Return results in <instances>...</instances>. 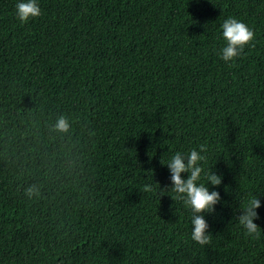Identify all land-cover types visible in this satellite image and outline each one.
Wrapping results in <instances>:
<instances>
[{
  "label": "trees",
  "instance_id": "16d2710c",
  "mask_svg": "<svg viewBox=\"0 0 264 264\" xmlns=\"http://www.w3.org/2000/svg\"><path fill=\"white\" fill-rule=\"evenodd\" d=\"M19 2L0 0V264H264V0H37L27 23ZM229 17L255 32L231 66ZM201 145L200 182L223 177L205 246L161 163Z\"/></svg>",
  "mask_w": 264,
  "mask_h": 264
},
{
  "label": "clouds",
  "instance_id": "9594fccd",
  "mask_svg": "<svg viewBox=\"0 0 264 264\" xmlns=\"http://www.w3.org/2000/svg\"><path fill=\"white\" fill-rule=\"evenodd\" d=\"M41 8L37 0H21L16 4V16L22 23H27L34 18L40 17ZM222 35L226 41V45L221 49V59L229 66L241 56L245 48L253 46L255 40V32L249 28L244 22L229 17L222 24ZM70 127L66 117L61 116L54 130L67 132ZM207 148L201 145L199 151L191 150L187 155L176 152L174 156L167 162L161 163L168 167L171 173V191L176 194L174 200L183 201L184 205L191 211L192 232L191 239L201 246L211 243V234L209 233V223L205 219V215L212 214L216 211V205L221 201L219 191H210L209 185L218 187L222 184L223 177L215 174L213 171L206 174L207 183H201L204 168L203 162H206L205 153ZM188 173L185 179L182 174ZM150 185H146L144 191H151ZM24 196L28 199L38 197L40 195L39 187L30 185L24 189ZM261 200L255 196L247 200L243 205L242 213L237 217L239 225L244 229L245 235L254 239H259L261 235V227L255 223L260 218L257 209L261 207Z\"/></svg>",
  "mask_w": 264,
  "mask_h": 264
}]
</instances>
